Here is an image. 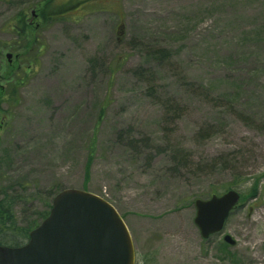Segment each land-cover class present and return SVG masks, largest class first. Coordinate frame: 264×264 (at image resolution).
Returning <instances> with one entry per match:
<instances>
[{
  "label": "rangeland",
  "instance_id": "374dc122",
  "mask_svg": "<svg viewBox=\"0 0 264 264\" xmlns=\"http://www.w3.org/2000/svg\"><path fill=\"white\" fill-rule=\"evenodd\" d=\"M44 1L0 0V99L22 83L0 106V201L18 226L85 189L137 264H264V0H53L85 5L43 25ZM229 190L239 206L203 239L195 201Z\"/></svg>",
  "mask_w": 264,
  "mask_h": 264
},
{
  "label": "water",
  "instance_id": "95a60500",
  "mask_svg": "<svg viewBox=\"0 0 264 264\" xmlns=\"http://www.w3.org/2000/svg\"><path fill=\"white\" fill-rule=\"evenodd\" d=\"M11 61L13 54L6 55ZM241 195L195 201V224L203 238L223 230ZM224 241L235 245L229 235ZM132 235L118 210L104 198L79 189H64L53 199L46 219L18 247L0 245V264H136Z\"/></svg>",
  "mask_w": 264,
  "mask_h": 264
},
{
  "label": "trees",
  "instance_id": "16d2710c",
  "mask_svg": "<svg viewBox=\"0 0 264 264\" xmlns=\"http://www.w3.org/2000/svg\"><path fill=\"white\" fill-rule=\"evenodd\" d=\"M73 6H71V5ZM84 6L85 3L80 1L74 3L71 2L67 5H60L56 6L53 4V0H45L44 5L40 10V20L43 25H48L49 23H52L54 21H58L61 18L65 17L68 15V11H71L72 8L78 7V6ZM28 26L26 24V21L24 20L23 17H19L18 23L15 26L16 31L18 35L23 38H28ZM22 58H20V61ZM18 61V62H20ZM23 73L20 69L15 70V75L20 76ZM22 83L19 82V85ZM17 84H12L11 88H9L5 94V98L0 99V106L3 102H8L11 105L17 103V96L16 93L18 91V86ZM0 97H2L0 95ZM91 158L88 161L87 167L89 168L91 165ZM89 171L87 172V177H88ZM14 200H10L8 196L4 200L0 201V245H7V246H20L23 245L24 243L19 239L20 237H23V239L26 240V242L29 240L30 232L36 228V224L33 226H28V227H19L18 226V221L17 217L14 212V207H13ZM52 206L50 207V209ZM50 209L42 214V220H44L50 213ZM11 234V235H9Z\"/></svg>",
  "mask_w": 264,
  "mask_h": 264
},
{
  "label": "flooded vegetation",
  "instance_id": "af4514ba",
  "mask_svg": "<svg viewBox=\"0 0 264 264\" xmlns=\"http://www.w3.org/2000/svg\"><path fill=\"white\" fill-rule=\"evenodd\" d=\"M13 58H15V57H13ZM13 58H12V61H13Z\"/></svg>",
  "mask_w": 264,
  "mask_h": 264
}]
</instances>
